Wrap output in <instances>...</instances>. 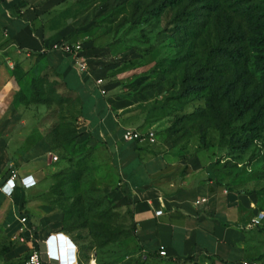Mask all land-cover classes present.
<instances>
[{"label": "rangeland", "instance_id": "rangeland-1", "mask_svg": "<svg viewBox=\"0 0 264 264\" xmlns=\"http://www.w3.org/2000/svg\"><path fill=\"white\" fill-rule=\"evenodd\" d=\"M258 1L61 3L64 19L83 33L81 43L89 42L87 50L103 58L105 83L136 101V123L154 133L149 146L188 157L207 184L264 212V27L252 23L259 18ZM224 48L241 53L236 66L219 55ZM15 75L22 82L16 107L45 102L34 105L45 108L35 116L47 121V134L58 132L54 162L62 169L49 175L34 197L58 214L55 228L75 244L79 264H221L205 256L161 259L144 253L131 230L130 193L104 158L95 157L97 144L78 133L77 99L41 59L32 58ZM185 89L193 91L182 96ZM229 114L235 118L230 124ZM63 224L67 231H61ZM248 234L249 257L264 264V231ZM2 239L13 243L0 232ZM1 248L0 243V264H23L25 256L15 249L2 254Z\"/></svg>", "mask_w": 264, "mask_h": 264}, {"label": "crops", "instance_id": "crops-1", "mask_svg": "<svg viewBox=\"0 0 264 264\" xmlns=\"http://www.w3.org/2000/svg\"><path fill=\"white\" fill-rule=\"evenodd\" d=\"M62 0H0V186L12 171L31 176L36 185L25 190L17 184L8 197L0 189V232L12 239L18 230L17 217L25 214L40 239L61 233L55 225L58 214L35 199L34 194L49 175L62 169L53 161L55 153L47 141V121L36 117L42 106L14 107L20 88L13 72L37 56L60 75L67 90L77 99L78 133L97 144L95 157H103L130 193L134 203L135 236L143 252L157 254L159 248L171 259L205 257L239 263L249 259L250 246L244 230L256 215L242 196L219 192L207 184L188 157L166 148H152L146 141L126 142L125 129L146 132L148 125L136 123L140 113L130 93L123 94L105 83L108 70L103 58L82 44L83 33L64 19ZM56 43H81L87 73H81L71 58L51 50ZM97 80H102L100 86ZM103 92V93H102ZM151 131V130H150ZM161 209L162 214L154 212ZM64 247V244L61 245ZM56 243L54 257L65 261L70 253ZM26 246L14 252L25 256ZM76 262L79 264L78 251ZM89 264H96L91 260Z\"/></svg>", "mask_w": 264, "mask_h": 264}, {"label": "built area", "instance_id": "built-area-1", "mask_svg": "<svg viewBox=\"0 0 264 264\" xmlns=\"http://www.w3.org/2000/svg\"><path fill=\"white\" fill-rule=\"evenodd\" d=\"M51 50L59 52L65 57L71 58L77 65L78 70L81 73H87V64L84 60V49L81 43H56L52 46ZM102 80H97L96 85L100 86ZM103 93V92H102ZM123 139L126 142H140V141H153L154 133L150 130L142 133L132 129H125L122 134ZM53 161L56 160L55 157L52 158ZM19 184L25 190L31 189L36 185V182L31 176L18 177L16 171H12L7 178V180L0 186L1 191L6 196L10 197L15 188ZM155 216H160L162 214L161 209L154 212ZM18 230L15 236L11 239L18 245L26 246V254L24 257L23 264H77L76 262V252L77 248L75 244L69 239V237L63 233H56L49 235L45 239H40L31 226L29 218L27 215L22 214L17 217ZM264 227V212H257L254 218L251 219L249 223L243 226H239L240 229L244 231L252 230L254 228ZM56 243L61 245L64 244L62 248L65 252L70 253V259L65 261L57 260L54 257L52 248ZM158 256L161 258H166L167 254L163 248L158 249ZM239 264H259L258 262L252 260H245L239 262Z\"/></svg>", "mask_w": 264, "mask_h": 264}, {"label": "trees", "instance_id": "trees-1", "mask_svg": "<svg viewBox=\"0 0 264 264\" xmlns=\"http://www.w3.org/2000/svg\"><path fill=\"white\" fill-rule=\"evenodd\" d=\"M247 1H249V0H247ZM256 7H258L259 9L255 12L256 13V15H258L259 16V18H255L253 21H252V23L253 24H255V23H259L260 24V26H259V28H262V27H264V0H259L258 2H257V5H256ZM257 9V8H256ZM218 53H219V55H221L223 58H226L227 60H229L232 64H235V66H236V64H238L239 62H240V60H241V58H242V55H241V53L240 52H232V51H230V50H228V49H220V50H218ZM237 53H240L239 54V56H237ZM240 57V58H239ZM36 58H38V59H42V56H37ZM21 66H19V65H16V67H15V69H14V72H13V75H14V77H15V79L17 80V82L19 83V85H20V87H21V85H22V82H21V79L20 78H18V77H16V75H15V71L17 70V69H19ZM55 77H57V78H59V80L61 81V85H62V87L67 91V92H70L69 90H67V87H66V85H65V83L60 79V75L59 74H57L55 71H53V70H50V69H48ZM32 87H33V83H32ZM183 87H184V85H183ZM192 91L193 90H189V89H185L183 92H182V96H184V95H186V94H188V93H192ZM19 92H17L15 95H14V97H13V101H12V105L14 106V107H16V105H17V98H18V96H19ZM29 104H34V105H42V104H45V102H41V101H38V100H31V103H29ZM213 104H214V101H212V100H210V103H209V107H212L213 106ZM211 110L213 109L214 110V108H210ZM80 115V111H79V113H78V116ZM227 119H228V123L230 124V123H232L234 120H235V118H234V116L232 115V114H229L228 116H227ZM57 130L55 129V128H53V130H51L50 131V134H47L46 135V137H47V141H48V145H49V147H50V149L53 151V152H57L59 149H58V142L59 141H56V136H57ZM59 139V138H58ZM60 141H61V143H65L64 141H66L65 140V138L63 139H59ZM137 142V141H136ZM231 144H233V145H235V142L233 141V140H231ZM250 147V142H248V141H245L243 144H242V149H244V150H246V149H248ZM59 173V172H58ZM57 173V174H58ZM131 230L132 231H134L135 230V225H134V223H132L131 224ZM61 231H67V229L65 228V226H64V224L61 226ZM251 231H256V232H261V231H264V227H258V228H254V229H252V230H248V231H244L245 232V235H246V239H247V242L249 243V234L248 233H250ZM63 233V232H62ZM13 243H8V244H5V240L4 239H2L1 241H0V243H1V245H2V248H1V253L3 254H6V253H9V252H11V251H13L14 249H16V247H18V244L16 243V242H14V241H12ZM14 245H16V247H14ZM250 246V245H249ZM157 252H158V250H157ZM157 255V257L158 258H161V257H159L158 256V253L156 254ZM162 259V258H161ZM211 259H214V260H217L218 262H220L221 264H229V263H226V262H224V261H222L221 259H217V258H211ZM248 260H252V261H255V262H258V263H260L261 264V262H259V260H257V259H251L250 257H249V259ZM231 264H233V263H231ZM235 264H239V263H235Z\"/></svg>", "mask_w": 264, "mask_h": 264}]
</instances>
